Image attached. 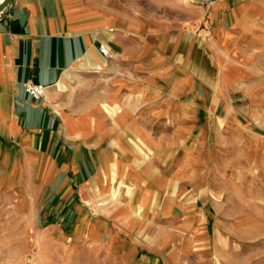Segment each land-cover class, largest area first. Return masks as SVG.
I'll list each match as a JSON object with an SVG mask.
<instances>
[{
	"label": "crops",
	"instance_id": "crops-1",
	"mask_svg": "<svg viewBox=\"0 0 264 264\" xmlns=\"http://www.w3.org/2000/svg\"><path fill=\"white\" fill-rule=\"evenodd\" d=\"M250 63L248 88L264 103V79H255L264 73V0H218L209 12L195 0H12L0 9V166L44 205L64 203L73 229L88 182L139 206L156 186L132 175L128 139L157 151L141 123L174 122L181 133L210 119ZM28 83L47 87L44 97L33 99ZM42 176L47 187L34 192Z\"/></svg>",
	"mask_w": 264,
	"mask_h": 264
},
{
	"label": "rangeland",
	"instance_id": "rangeland-1",
	"mask_svg": "<svg viewBox=\"0 0 264 264\" xmlns=\"http://www.w3.org/2000/svg\"><path fill=\"white\" fill-rule=\"evenodd\" d=\"M217 1L195 0L207 12ZM246 71L210 119L187 121L181 133L174 122L141 123L162 144L157 151L128 139L132 175L156 186L139 206L88 182L73 229L64 203L44 205L15 169L0 166V264H264V103L248 88L252 63ZM179 164L181 178L172 179ZM46 183L40 177L34 192Z\"/></svg>",
	"mask_w": 264,
	"mask_h": 264
},
{
	"label": "built area",
	"instance_id": "built-area-1",
	"mask_svg": "<svg viewBox=\"0 0 264 264\" xmlns=\"http://www.w3.org/2000/svg\"><path fill=\"white\" fill-rule=\"evenodd\" d=\"M100 50V53L103 57H109L111 54L110 49H108L104 44L99 46L98 48ZM27 85V92L28 94L35 100H37L40 97H43L45 95V91L47 87L43 85H34L32 83H28Z\"/></svg>",
	"mask_w": 264,
	"mask_h": 264
},
{
	"label": "water",
	"instance_id": "water-1",
	"mask_svg": "<svg viewBox=\"0 0 264 264\" xmlns=\"http://www.w3.org/2000/svg\"><path fill=\"white\" fill-rule=\"evenodd\" d=\"M11 2L12 0H5L4 3L1 4L0 9L9 6Z\"/></svg>",
	"mask_w": 264,
	"mask_h": 264
},
{
	"label": "bare ground",
	"instance_id": "bare-ground-1",
	"mask_svg": "<svg viewBox=\"0 0 264 264\" xmlns=\"http://www.w3.org/2000/svg\"><path fill=\"white\" fill-rule=\"evenodd\" d=\"M46 91H47V89H46ZM46 91H45V93H46ZM114 143H116V139L114 140ZM1 145V144H0ZM123 191V190H122ZM134 194V192H132L131 194H130V196L129 197H131L132 195ZM137 195V194H136ZM135 195V196H136ZM128 197V196H127ZM128 201V203L130 202L129 201V199L127 200ZM88 227V226H87ZM90 229H91V227H90ZM90 232V231H89ZM89 235V234H88ZM66 247H68V246H66ZM71 248V247H70ZM66 249V248H65ZM73 249V248H72ZM75 249H76V247H75Z\"/></svg>",
	"mask_w": 264,
	"mask_h": 264
}]
</instances>
